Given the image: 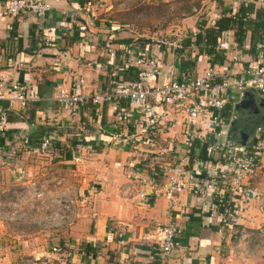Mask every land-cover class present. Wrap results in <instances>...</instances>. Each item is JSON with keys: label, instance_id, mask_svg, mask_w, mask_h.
Listing matches in <instances>:
<instances>
[{"label": "crops", "instance_id": "obj_1", "mask_svg": "<svg viewBox=\"0 0 264 264\" xmlns=\"http://www.w3.org/2000/svg\"><path fill=\"white\" fill-rule=\"evenodd\" d=\"M47 1L51 9L41 18L9 16L8 0H0V79L28 84L39 95L25 106L0 100V109L8 112L7 130L0 133V264H28L30 257L45 264H264V153L246 183L255 195L239 199L237 227L230 228L215 201L216 188L228 176L220 153L212 161L194 157L192 163H179L183 132L192 127L183 105L162 109L155 131L139 132L135 122L142 111L128 101L88 100L69 113L56 99L61 88L71 89L79 79L85 94L127 81L121 54L137 55L144 48L163 71H171L152 83L208 70L218 79L227 72L243 76L264 54V47L247 51L249 31L235 61L223 49L207 52L204 41L198 44L193 36L200 23L212 27L240 3L258 8L262 0H184L185 8L175 10L185 14L182 22L163 29L183 37L182 48L169 54L120 27L157 20H143L146 14H138L134 1L124 9L109 0ZM119 14L126 15L124 24L113 19ZM73 29L80 31L77 38ZM221 38L235 42L234 30H224ZM108 45L114 55L108 54ZM3 92L12 94L8 86ZM258 93L264 97V91ZM238 94L228 92V125ZM46 135L51 145L40 153L37 141ZM172 180L183 185L171 190ZM24 191L27 199L18 198ZM13 205L26 213L14 220L5 217ZM169 221L182 227V236L180 245L163 255L161 225Z\"/></svg>", "mask_w": 264, "mask_h": 264}, {"label": "built area", "instance_id": "obj_2", "mask_svg": "<svg viewBox=\"0 0 264 264\" xmlns=\"http://www.w3.org/2000/svg\"><path fill=\"white\" fill-rule=\"evenodd\" d=\"M50 9L51 5L47 0H8L5 14L9 16L33 14L42 18ZM135 34L159 52L176 53L183 46V37L178 31L164 32L162 28L158 27L147 34ZM216 48L227 51L233 61L238 59L236 42L221 38ZM107 52L110 55L115 54L111 45L107 46ZM120 58L125 69H137L135 80L122 81L111 89L85 94L81 91L82 80L79 79L73 88H61L58 91L56 99L61 108L71 113L86 105L88 100L94 103L128 101L142 111L141 119L135 122L136 128L142 132L145 130L155 131L161 121L162 109L167 111L169 107L183 105L192 127L183 132V150L179 163L181 165L189 163L188 154L195 141L202 143L210 138L214 139L209 147L210 155L224 152L229 155L231 160L227 168L228 176L222 178L219 184L222 187V192L216 193L215 201L216 205L221 207L219 215L222 219L234 220L239 199L255 195L254 190L248 188L246 183L249 177L259 169L264 153V133H257L246 149L229 146L225 140L228 123L222 116V110L227 103L230 90L253 88L258 92L264 91V54L260 56L256 65L247 68L244 75L240 77L233 72H227L218 79L216 72L208 70L188 79L169 78L162 83H152V80L160 74L167 76V73L171 71L169 69L163 71L158 64L157 57L150 54L146 48L137 55L122 53ZM8 80L7 77L0 79V100H7L9 104L17 102L20 106L39 100L38 93L30 85ZM5 86H8L12 94L7 95L3 92ZM153 105L158 106L161 110L156 111ZM7 126V109H0V133L5 132ZM130 135L133 136V134ZM50 145L51 137L46 135L38 145V151L46 152ZM142 181L145 182L144 179ZM182 185V182L172 180L170 189L178 190ZM144 186L146 187V184ZM140 197H146L145 191L140 193ZM232 203H235V206L231 207ZM161 230L163 237L160 250L163 255H168L180 245L182 227L174 221H169L161 225ZM25 262L45 264L40 258H29Z\"/></svg>", "mask_w": 264, "mask_h": 264}, {"label": "trees", "instance_id": "obj_3", "mask_svg": "<svg viewBox=\"0 0 264 264\" xmlns=\"http://www.w3.org/2000/svg\"><path fill=\"white\" fill-rule=\"evenodd\" d=\"M253 14V16H251ZM15 23L11 26L10 29H13ZM204 27V23H200L193 36L196 43H200L204 41V47L207 52L214 51V48L220 41L221 34L224 30L231 29L234 30V40L240 48H243L245 43V36L247 31L250 32V40H249V48L248 52L254 53L256 52V48L264 47V0H262V4L260 7L255 8L253 2L240 3L236 10L231 9L229 15H219V17L214 21L212 27ZM11 36L14 35V32L11 31ZM73 38L80 35V31L76 29L72 30ZM73 38H70L71 41ZM122 48L126 50V46L124 45ZM122 67L124 66L122 61H120ZM124 68V67H123ZM129 73L126 75L127 81L135 80L137 78V69L128 70ZM117 86V84L115 85ZM233 99V98H232ZM230 102L227 103L222 110V116L227 118L230 114ZM214 139L210 138L202 143L195 141L189 151V163H192L194 157L206 159L208 161H212L213 157L210 155L209 147L212 144ZM38 143L41 140L37 141ZM40 144V143H39ZM196 148V149H195ZM196 150V152H195ZM195 152V153H194ZM219 161L224 166H229L231 163L230 157L227 153L221 152L219 156ZM225 178V177H223ZM222 192L221 185H218L216 188V193ZM217 209L220 211L221 207L217 204ZM235 206V203H232L231 207ZM224 223L226 226L230 228H236L235 220H225ZM72 264V263H67Z\"/></svg>", "mask_w": 264, "mask_h": 264}, {"label": "water", "instance_id": "obj_4", "mask_svg": "<svg viewBox=\"0 0 264 264\" xmlns=\"http://www.w3.org/2000/svg\"><path fill=\"white\" fill-rule=\"evenodd\" d=\"M238 92L225 140L229 146L246 149L257 133H264V97L253 88Z\"/></svg>", "mask_w": 264, "mask_h": 264}, {"label": "rangeland", "instance_id": "obj_5", "mask_svg": "<svg viewBox=\"0 0 264 264\" xmlns=\"http://www.w3.org/2000/svg\"><path fill=\"white\" fill-rule=\"evenodd\" d=\"M128 1L129 0H109V3L112 5L117 4V5L121 6V8L124 9L125 8L124 6H125V4L128 3ZM131 1H134L135 6H138V8H137L138 14H141V13H143L141 15L146 14L143 17L144 18L143 20L152 19L154 17H157L156 21L149 23L147 26H137V25L132 24V23H130L131 25L130 24L121 25V24H124V22H123L124 19H127L125 14H119L118 16L113 18L116 21V23H121L120 24L121 26L120 25H118V26H120L121 28H123L124 26L131 28L135 33L143 34V33L153 32L157 28V26H162V29H165L166 27H169L170 26L169 24H172V22H173V24L179 25L180 22H182V19L185 15L184 14V15L180 16V15H178V13L175 12L177 7H180V8L184 7L185 8V1L184 0H164V2H162V1L160 2V0H147V1L151 2L150 4L147 3V1L145 0V3H146L145 5L142 4L143 0H130L129 2H131ZM178 4H179V6H178ZM173 7H175V8H173ZM181 10H185V9H181ZM145 11H147L148 14L145 13ZM103 17H105V16H103ZM127 22H129V21H127ZM132 25L134 28L132 27ZM19 193L21 194L18 196V198L21 197L20 199H23V198L27 199L28 194H29L28 191L19 192ZM12 207L16 208V210L12 211ZM12 207H10L9 209L4 211L5 217H7V218L10 217L11 219H13L12 217H16V216H18V214L20 215L21 212L26 213V209L23 206L18 207V205H16V206L13 205ZM1 209H2V205H0V210ZM41 218H43V216ZM30 258H32V257H30Z\"/></svg>", "mask_w": 264, "mask_h": 264}]
</instances>
